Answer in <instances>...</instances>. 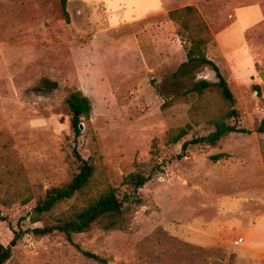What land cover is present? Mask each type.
<instances>
[{
    "label": "rangeland",
    "instance_id": "rangeland-1",
    "mask_svg": "<svg viewBox=\"0 0 264 264\" xmlns=\"http://www.w3.org/2000/svg\"><path fill=\"white\" fill-rule=\"evenodd\" d=\"M156 1L110 0L113 12L105 0H0V209L9 219L0 221V242L7 246L14 231H23L6 264H237V255L222 247L168 237L174 232L213 245L211 228H203L208 221L219 222L211 200L201 190L183 187L179 177L185 168L177 156L185 141L213 131L209 122L228 107L219 94L208 93L201 103L205 112L191 111L197 97L187 93L189 87L218 79L210 67L184 74L189 43L166 12L186 6L199 10L213 36L206 55L219 66L239 111V119L227 123L255 130L264 120V0H164L165 11L141 20ZM75 93L91 105L89 121L81 118L77 143L71 116L64 112L65 101ZM168 101L172 106L162 110ZM193 115L202 123L192 126ZM188 125L190 134L169 144L168 132ZM256 135L234 134L237 140L229 142L243 176L251 168ZM154 139L160 172L137 193L129 191L123 179L136 161L151 159ZM76 145L94 163L98 152L107 181L121 199L129 195V200L122 214L102 217L91 231L71 240L60 232L37 236L31 229L45 223L30 222L36 202L23 206L20 201L28 189L38 198L77 173ZM204 149L193 145L189 152L205 157ZM261 157L264 138L259 141ZM203 163L205 159L198 160L197 167ZM80 199L60 205L54 215L66 213ZM259 200L264 204L263 188ZM243 215L224 223H239ZM242 231L237 228L234 237ZM241 255L239 264H264V248Z\"/></svg>",
    "mask_w": 264,
    "mask_h": 264
},
{
    "label": "trees",
    "instance_id": "trees-1",
    "mask_svg": "<svg viewBox=\"0 0 264 264\" xmlns=\"http://www.w3.org/2000/svg\"><path fill=\"white\" fill-rule=\"evenodd\" d=\"M65 9V8H64ZM169 20L180 28V34L184 37L189 45L186 48L187 61L182 65L184 74L197 72L203 67H210L216 74L217 83L207 80H200L193 83L187 93L194 94L197 97V103L194 104L191 111L204 113L206 108L201 106L203 98L208 93H217L221 96L228 109L223 111L220 116L213 118L209 123L214 130L208 135L185 141L181 145V153L177 156L178 160H182L187 156L189 148L193 145H203L204 147L216 148L230 134L252 135L254 133L264 134V120L255 129L250 130L241 128L235 122L227 123L228 119H239V111L236 109V99L231 91L229 83L224 78L218 65L206 55V51L210 43L213 41L208 24L201 16L199 10L194 6H186L174 9L169 12ZM193 68V69H190ZM258 96L262 97V92L257 90ZM173 101L165 102L162 110H166L172 106ZM64 112L71 116L72 128L75 135V142L82 136L81 125L84 123L81 118L84 117L89 121V113L91 109L90 102L87 97L81 93L73 94L64 103ZM192 114V113H190ZM193 124L202 123L200 119L192 116ZM185 128L170 130L167 134L169 144L177 145L192 131V126ZM158 140L154 139L151 146V159L147 162H135L134 171L124 177L123 186L129 191L137 193L148 184L154 175L160 172L161 164L156 161L158 158L157 150ZM98 156L97 162L84 159L77 149V145L73 148V155L79 162L78 172L73 174L62 185L48 189L41 197L36 198L28 189L29 195L20 201L23 206L28 205L32 201L36 202L35 207L30 211L29 218L32 224L45 223L42 227L31 229V232L37 236L45 237L55 232L63 233L71 240L74 234H84L91 231L94 224L104 216L120 215L129 195H125L122 199L117 194V190L113 188L106 177V167L102 164V157L95 151ZM227 154L212 156L211 160L217 162L222 158H228ZM27 190V189H25ZM17 194V193H16ZM80 196V203L73 205L69 211L59 216L54 215L56 209L73 199ZM2 204L7 206L10 204L3 201ZM0 221L9 222L7 216L0 209ZM50 221V224L47 222ZM20 223V221H19ZM23 231L19 229L14 231V238L9 245L5 246L0 242V264H6L12 257L13 249L21 240ZM171 241L183 242L177 237L168 236ZM185 243V242H183ZM188 245V243H185ZM87 258L104 262L96 254L81 251ZM235 260V255H231L230 262ZM233 264V263H231Z\"/></svg>",
    "mask_w": 264,
    "mask_h": 264
},
{
    "label": "crops",
    "instance_id": "crops-1",
    "mask_svg": "<svg viewBox=\"0 0 264 264\" xmlns=\"http://www.w3.org/2000/svg\"><path fill=\"white\" fill-rule=\"evenodd\" d=\"M105 2L108 10L113 11L110 0H105ZM156 2V5L149 8L141 20L152 17L158 14L159 11L167 9L164 0H157ZM172 10L174 9L167 10L168 18L169 12ZM170 23L172 22L170 21ZM153 29L154 31L156 30L154 27ZM233 135L227 136L216 148L205 147L204 154L207 157L195 155L194 152L188 151L187 156L182 159L185 169L179 178H182L185 183L183 187L203 191L204 195L211 200V206H213V211L219 221L215 224L208 221V223L203 225V228H211L208 235L213 240V245H199L194 240H186V238L178 233L169 232L173 236L197 246L205 248L222 247L230 254H236V261L239 264L242 251L253 252L258 250V248H264V204L261 205L259 200V189H264V160L262 157L259 159V141L261 138H264V134L256 135L257 141L250 151L251 157L253 155L251 168L246 172V176H243L241 172L238 173L237 166L241 164V160L236 156V152L229 149V142L237 140V137ZM242 153H239L240 156ZM220 154H227L229 157L222 158L217 162L211 160L212 156ZM202 158L207 163H203V167L198 168L197 161ZM205 164H207L206 167H204ZM241 189L249 190V193L240 194L238 191ZM242 212L244 213V217L241 218L239 223L236 221L224 223L225 220L232 218V216L235 218L240 217ZM260 224L263 225L261 230L259 229ZM237 228L243 230L238 238L234 237ZM228 229L229 233L226 231Z\"/></svg>",
    "mask_w": 264,
    "mask_h": 264
},
{
    "label": "water",
    "instance_id": "water-1",
    "mask_svg": "<svg viewBox=\"0 0 264 264\" xmlns=\"http://www.w3.org/2000/svg\"><path fill=\"white\" fill-rule=\"evenodd\" d=\"M214 73H215V72H214ZM215 75H216V74H215ZM207 81H208V80H207ZM80 127H81V129H82L83 125H81Z\"/></svg>",
    "mask_w": 264,
    "mask_h": 264
}]
</instances>
